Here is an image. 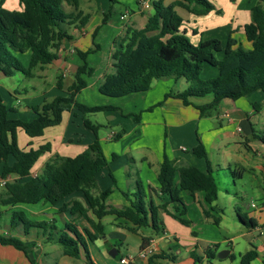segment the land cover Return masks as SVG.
<instances>
[{"label":"trees","instance_id":"obj_1","mask_svg":"<svg viewBox=\"0 0 264 264\" xmlns=\"http://www.w3.org/2000/svg\"><path fill=\"white\" fill-rule=\"evenodd\" d=\"M108 1L110 6L102 18L103 22L114 12L112 3L119 0ZM261 1L262 5L251 8V19L243 25V36L247 44L232 35L223 44L218 38L200 37L196 43L192 42L182 27V16L175 9L178 6L189 13L204 15L214 9L209 0H176L167 5L163 0H152L153 12L145 15L144 26H126L119 42L112 49L109 69L99 82L98 92L108 97H122L149 90L155 80L184 78L188 83L185 89L170 90L155 105H162L168 97L176 98L184 105L195 107L200 117H209L219 112L225 98L236 100L252 91L261 90L264 99V0ZM18 4L19 10L8 9L4 6V0H0V74L12 76L19 72L32 77L36 68L51 63L57 57L56 51L61 42L70 38L69 26L83 27L88 14L79 9V0H18ZM65 5L70 9L66 10ZM192 31L197 32L195 29ZM96 49L98 45L94 44V48L78 52L81 62L73 73V80L66 87L65 95L52 99L47 114L37 113L31 120L10 118L8 113L11 108L7 107L0 93V177L4 180L0 189V203L14 205L43 199L56 204L76 191L82 192L86 201V204L76 198L63 201L58 214L68 211L70 218L59 220V224L57 218L36 220L27 218L22 210H0V244L23 252L30 264H36L34 259L28 257V248L35 244L24 236L31 235L32 229L45 242L58 244L64 255L73 258L83 256L87 264H94L88 245L105 238L101 219L106 215L130 223L127 229L133 233L144 226L159 234L163 229L161 212L169 213L188 225V220L167 210L168 203H173L176 210L185 213L182 192L194 196L202 191L204 201L210 205L207 209L201 202L204 217H210L216 225L220 222V215L215 216L210 212L217 211L214 202L218 199V184L208 151L200 140L192 152L205 160V171L163 154L156 179L161 194L168 196L166 202L154 204L143 182L137 178L133 192H122L128 204L116 207L107 203L116 188L115 181L103 190L97 186L96 174L107 165L108 160L97 137L102 125L93 123L87 114L113 110L122 112L112 104L87 105L75 99L87 86L86 77L93 71L88 67L86 56ZM205 65L216 69L217 74L202 78L201 72ZM55 84L59 89L63 87L59 76ZM206 97V101H194ZM252 107L259 110L261 104L252 103ZM71 109L81 112L83 125L92 131L95 138L74 156L54 153L45 161L42 171L32 176L34 163L43 153L51 150V145L45 142L36 148H21L17 142V131L22 130L29 137L42 136L45 128L60 124L63 113ZM134 118L137 120L138 114ZM123 133L122 129L114 138L119 139ZM253 135L264 146V133L254 130ZM116 157L117 154H111L112 159ZM10 158L13 159L12 163H9ZM233 172L237 174V170ZM11 175L15 176L12 180L8 179ZM222 211L219 209V213ZM238 216L247 227L256 225L254 218L245 219L239 213ZM80 219L85 220L86 224ZM16 230L22 235L15 233ZM150 238L140 236V250L148 247ZM106 245H110L108 241ZM214 246L217 247L216 244ZM190 256L193 260L191 264H196L204 258H216L217 252L207 247L199 254L195 247ZM119 257L118 250L115 258ZM161 257L150 256L149 264ZM229 257L233 258L234 254L230 253ZM257 257L258 251L251 245L240 255L239 263L251 264Z\"/></svg>","mask_w":264,"mask_h":264},{"label":"crops","instance_id":"obj_2","mask_svg":"<svg viewBox=\"0 0 264 264\" xmlns=\"http://www.w3.org/2000/svg\"><path fill=\"white\" fill-rule=\"evenodd\" d=\"M6 1L7 0H4V4ZM100 1H102L103 8L105 6L103 4V0ZM143 1L148 2V7L143 8ZM151 1L152 0H134V4H131L126 10L119 12L118 19L120 21V33L122 35L126 26L128 25L133 28H142L144 26L146 22L145 15L151 14L153 12ZM209 1L214 5V9L207 14L196 15L188 12L187 18L185 19V17L178 12L183 18L182 27L186 29L187 34L188 31L191 32V41L196 43L200 37L204 39L218 38L224 44L227 37L232 35L237 37L238 40H241L247 44L243 36V25L248 23L251 19V8L255 5H262V1ZM12 2V4H15V0ZM86 2L91 6V0H86ZM163 2L167 5L173 4L176 2V0H163ZM179 8L180 7L175 6L177 11ZM121 15H124V18H120ZM193 29H195L197 32L193 33ZM68 32L70 34V38L61 42L59 48L56 51L57 57L51 63L36 68L32 77L25 76L27 78L26 86H6L4 85V82L1 81L3 79V75L0 74V93L7 107L11 108V111L8 113V117L31 120L36 116L37 113L47 114L52 99L56 96L65 95V89L69 84H71L73 80V73L75 72L78 64L81 62L78 52L85 51L80 48L78 42L80 41L81 37H85L89 33H92L86 29L85 25L81 28L71 25L68 28ZM90 41L91 45L94 46L92 38ZM115 45L116 43H114L111 47L110 53ZM88 47L89 49H92V47ZM110 53L106 64L104 65L103 72L100 73V75L92 83H90L88 77H86L87 86L84 89H88L91 84L95 85L100 82L103 74L108 71L110 65ZM87 58L88 56H86V59ZM25 60H27V55L25 56ZM87 64L88 67L93 69L92 74H96L94 73L95 69L89 65L88 62ZM203 68L205 70L208 69V76H215L217 74V70L208 65H205ZM58 76L61 78L63 83V87L61 89L57 88L55 84L56 78ZM53 77L55 78L54 86L47 83V81H51ZM168 79L173 81V85H175V87L171 85V82H169ZM181 79H183V83ZM153 83L154 85L151 86L147 92L152 91L153 87H156L158 89V94L156 98H152L150 101H146L144 104V111L147 110L146 115H144L143 110L142 114H138L137 120L130 116L131 113L129 116H127V114L121 115V117L129 118L131 121L128 124V130L126 129V126H123L124 133L117 140L119 141L120 139L125 138V136L129 135V133L136 134L133 140L134 144L125 146L122 148L121 152L111 151L110 149L111 152L108 155L105 151L104 144L117 141L114 138L117 132L113 131V126L121 124L122 122L117 118V111H103L113 118V122L109 123L110 131L102 133L99 129L97 132L98 140L100 141L102 150L108 162L107 165L96 174V182L98 188L103 190L111 186L113 181H115L116 188L108 197L107 203L116 207H121L125 204H128V201L123 196L122 192L127 190L133 192L135 188V180L137 178H140V180L143 182L146 193L148 197L154 202V204L166 202L168 200V196L161 194L158 189L159 186L156 179L158 166L162 160L163 154H166L170 159L190 163L196 166L198 169L205 171V160L203 158L197 157L192 152V148L195 147L198 143V140H200L208 151V156L213 167L214 177L215 172L218 170L217 168H221L222 166L226 168V170L230 171V167L232 165H234V168L237 170L236 175L239 178H242L243 172H249L251 174L252 179L254 180L253 190L257 191L256 197H254L250 203L244 202L243 196L241 197L240 201L247 209L250 207H258L260 213L257 215L260 219L261 215L259 214L264 211V146L260 141V144L256 143L257 139L254 137L253 132L255 130L264 133L263 92L261 90H255L236 100L225 98L226 100H222L219 112H216L209 117H200L199 112L195 107L191 105H184L179 99L172 97L165 99V103L162 105L153 107L156 104L155 102H159L164 94L170 90L180 91L185 89L188 83L184 78H178L176 80L172 78H166V80H155ZM84 89H82L80 92H82ZM132 94L126 96H130ZM254 94L256 96H252ZM77 95L75 97L76 100ZM198 100L194 99L196 102H199ZM22 102H25V104L22 105ZM252 103L263 104L259 110H256L252 107ZM83 104L103 105L107 103H92L85 101ZM23 133L25 132L22 130L17 131V142L21 148H36L45 142H49L51 145V150L43 153L34 163L31 169L32 176L37 175L42 171L45 161L54 153L64 156H74L85 149L87 145L95 138V135L92 133V131L83 125L81 112L77 109L65 111L62 115L60 124L45 128L44 134L42 136L29 137L28 135L25 136L26 134L24 135ZM144 137L146 138V143L144 142ZM150 139H154L156 141L155 144L152 142L150 143ZM242 145L246 149V152L244 153L241 151ZM146 148L154 149L153 158L143 151V149ZM134 149H138L140 154L139 160L130 155L131 151ZM249 152H251V154H249ZM112 153L117 154L115 159L111 158ZM212 153L217 155L218 161H214V159L211 157ZM12 161L13 159L10 158L9 163H12ZM14 178V175L8 176V179L10 180ZM2 180L3 179L0 177V183ZM219 191L218 185V198ZM225 191L228 192V190ZM181 196L182 199L184 198L191 200L193 203L198 205V209L196 208L197 217H199V215L201 218L204 217L202 213L201 202L207 209L210 208V205L207 204L203 199L202 191L196 193L194 196H190L189 194L182 192ZM73 198L79 199L84 204H86L82 192L76 191L67 195L62 201L56 204H52L49 201L43 199L33 203H15L14 205H3L0 203V210L11 212L21 210L20 207H22V204H28L31 206L35 205L37 209L35 208L33 211L30 209V214L35 217L36 220H51L53 218H57L59 224V220H67L70 218L68 211L58 214L59 206L63 201H68ZM258 200H260L259 205L257 202ZM216 201L214 204L216 205L217 211L210 210V212L215 216L220 214L223 215L225 207L223 204H219ZM184 205V214H181L180 210H176L173 203H168L167 210L170 213H173L176 216L182 217L189 221L188 225H186V231H181L182 235H180L177 232V227H179L181 222L169 213L161 212L160 216L163 221V229L159 234H155L150 227H148L151 230L149 234L140 233L139 228L135 233L139 236L142 235L151 237L149 240V245L146 248L151 249L152 252L146 257H141L139 256V252L141 251L139 248L138 252L134 255V262H131L130 264H149V257L152 255L163 256L161 258H157L153 264H191L193 260L190 256V252L195 247L199 254H202L207 247L214 248L217 253L223 249L228 250V254L223 258H218V256L213 259L204 258L201 263L196 264H213L212 261L214 259L222 260L230 258L229 254L233 253L232 239L230 237L224 239V241L228 242L227 244H229L225 247H220L219 242L217 239H215V237L207 238V241L210 242L209 244H200V241H202L204 238H202L200 233L194 228L193 220L189 217L190 208L188 207L187 203H184ZM193 207L195 208V206ZM236 207L237 205L235 204L234 210L237 212L235 209ZM238 208H240L239 205ZM219 209H223L222 213H219ZM22 211L25 213L24 210ZM222 215H220V222L222 220ZM105 217H108V223L114 226L116 225L117 227L123 228L127 232H130L127 229V226H130V223L125 222L123 219H115L112 215H106L103 218ZM237 217L239 218L238 213ZM250 217L256 220V225L253 227L258 228L260 225L259 222L261 221H258L255 216ZM204 220L209 224L208 227H211V224L216 225L212 222L210 217H204ZM79 221L86 224V221L83 219H80ZM243 226L249 230L242 235L247 240L249 248L251 245H253L258 251V257L254 259L251 264H253L255 260H258L259 263L262 264V258L264 256V241L254 237V235L250 232L253 227H247L244 223ZM211 234V236H214V233ZM111 238L115 239L113 236H111ZM27 240L34 242L35 245L39 243L36 242L34 237L33 239ZM40 240L42 243H45L44 238ZM98 240H103L105 246L106 241H108L106 237L97 239L95 241ZM108 242L111 246L116 248L117 253L119 250L117 245L119 243L123 244L122 241L117 242V245H113L110 241ZM214 244H216L217 247H215ZM126 254L128 255V253H120V257ZM241 254L242 253H239L238 259H240ZM80 258L83 260L84 257L80 256ZM119 258H116V264H120ZM234 258L235 255L230 259ZM93 263L96 264L94 261ZM82 264L87 263L84 261Z\"/></svg>","mask_w":264,"mask_h":264},{"label":"rangeland","instance_id":"obj_3","mask_svg":"<svg viewBox=\"0 0 264 264\" xmlns=\"http://www.w3.org/2000/svg\"><path fill=\"white\" fill-rule=\"evenodd\" d=\"M13 0H7L4 4L6 8L8 9H15L19 10L18 6V0H15V4H12ZM91 6L87 4L86 0H79V9H82L84 14H88L87 21L85 23V27L89 32L87 36L81 37L80 41L78 42V45L82 50L89 49L88 46L94 47L91 45V38L93 40V44L98 45V49L90 52L87 54L88 58L86 61L91 65L95 71L96 74H91L88 77L90 83H92L99 75L103 72L104 65L106 64V61L108 59L110 49L113 46L114 43H118L120 38L122 37V34L120 33V21L118 19V14L121 11H124L129 7L131 4H134V0H119L117 2L112 3L114 12L108 17L107 21L103 22L102 18L104 17V14L108 11V8L110 6V2L107 0H103V4L105 5L102 8V1L100 0H91ZM65 9L69 10L70 7L65 5ZM178 12L181 13L182 16L187 18L188 12L185 9H178ZM95 31V34L93 35ZM220 33V32H219ZM190 39H192L191 32L188 31V34ZM115 41V42H114ZM208 68V67H206ZM208 70V69H207ZM207 70L203 68L201 72L202 78H208L212 76H208ZM2 82H4V85H15V86H21V85H27L26 81L27 78L19 73L16 72L13 76L10 77H4L2 76ZM161 80V79H160ZM164 80V79H162ZM166 80V79H165ZM169 82H171V85H173V81L171 79H168ZM182 83L184 82L183 79ZM55 78L51 81H47L49 85L54 86ZM162 82V81H161ZM160 84V83H159ZM163 84V83H161ZM98 85L99 82L95 85H90L88 89H84L82 92H80L77 95V101L79 102H85L89 101L92 103H107L116 105L120 108V113L117 111V118L120 119L122 122L121 124H117L113 126V131L121 132L122 129L126 126L128 130V124L130 123L131 119L126 117H121V115L127 114V116L130 115L131 117H135L137 114H142V110L144 111V104L146 101H150L152 98H156L158 94V89L156 87H153L152 91L150 92H138L134 93L130 96L125 97H108L101 95L98 92ZM154 83H152V86ZM180 87V84H179ZM183 87V86H181ZM29 90V88H28ZM173 91V90H172ZM252 96H256L255 94ZM164 97V96H163ZM163 97L159 100L161 101ZM169 98V97H168ZM208 97L205 99L202 98L201 101H206ZM226 100V99H223ZM157 103V102H155ZM165 103V102H164ZM25 104V102H22V105ZM263 103H261L262 105ZM159 106V105H154ZM129 111V112H128ZM146 111H144V115H146ZM87 118H89L93 123H100L102 126L100 127V131L102 133L110 131L109 123L113 122V118L110 115H107V113L103 111H97V112H91L87 114ZM122 118V119H121ZM124 126V127H123ZM259 133V131H256ZM262 133V132H261ZM25 135V133H23ZM129 133V135H126L125 138L120 139L119 141H113L112 143L104 144V148L106 153L109 155L111 151H117L121 152L122 148H124L127 145H133L134 137L136 136L135 133ZM123 135V134H122ZM27 136V135H25ZM144 142L146 143V138L144 137ZM155 144L154 139H150V143ZM257 144H260L259 140H256ZM111 149V151H110ZM143 151L149 155L150 157H154V149L146 148L143 149ZM242 153L246 152L245 147L241 146ZM251 154V152H249ZM130 155L134 156L137 160H139L140 154L138 152V149H134L131 151ZM211 157L214 159V161H218V157L216 154H211ZM218 170L215 172V177L218 181L219 185V198L217 199V203L223 204L225 207L222 220L219 225H212L211 227H208L209 224L206 223L204 220V217L201 218L200 215L197 217L196 208L198 209V205L193 203L191 200H187L183 198V202L190 208L189 209V217L193 220L194 228L196 231L200 233L202 238H204L202 241H200V244H209L210 242L207 241V238L215 237V239L218 240L220 247H225L229 244L228 242L224 241L225 238H231L232 239V246H233V254L235 255L234 259H214L212 261L213 264H239V253H244L246 249L249 248L247 240L242 236L245 232L249 231L248 229L243 226V223L239 220L237 217V213L241 214L245 219H248L250 216H255L257 218L260 225L258 228L253 227L250 232L254 235V237L258 238L261 241H264V211H262L261 217L259 219L258 213L259 208H245L243 206V203H241L240 199L243 196L244 202L250 203L254 197H256L257 191H254V184L252 176L249 172H243L242 178H239L236 174H233L234 165L230 167V171L226 170V168L222 167L217 168ZM225 173V175H224ZM126 175V174H125ZM3 185L0 183V189ZM225 190H228L225 191ZM258 205L260 200L257 201ZM235 204L237 207L235 208L237 212L234 210ZM238 205L240 208H238ZM195 206V208L193 207ZM33 207V208H31ZM36 208L35 205H23L20 207L21 210L25 211V214L27 218L29 219H35L30 214V209L32 211ZM37 209V208H36ZM263 214V215H262ZM64 216V215H63ZM59 217V216H58ZM103 224V231L104 236L108 241H110L113 245H117L116 243L119 241H122L123 244L119 243L117 245V248L119 249L120 253H128L130 256H134L138 250L140 245V236L132 233L127 232L123 228H119L116 225H112L108 223V217L103 218L101 221ZM179 224V223H177ZM247 226V225H246ZM7 226H5L6 228ZM177 227V226H176ZM36 230V229H35ZM140 233L149 234L151 232L150 228L148 227H140L139 228ZM182 232L186 231V225L179 224V227H177V232L181 234ZM15 233L22 235L21 232L18 230L15 231ZM214 236H211L212 234ZM111 236L115 237L111 238ZM26 239H33L35 238L37 245L30 246L28 248V257L32 258L36 261V264H82V262L85 261L83 258H73L66 256L62 253L61 247L58 244H55L54 242H45L42 243L40 239H42L41 235L37 236L35 235L33 229L31 230V235L24 236ZM110 237V238H109ZM89 253L91 256V259L96 264H116L117 259L111 257L105 248V245L103 243V240L94 241L92 244L88 245ZM177 251V250H176ZM219 252V251H218ZM127 255V254H126ZM0 264H30V260L24 255L23 252L20 250L14 249L13 247L9 245H1L0 244ZM253 264H260L258 260H255Z\"/></svg>","mask_w":264,"mask_h":264},{"label":"built area","instance_id":"obj_4","mask_svg":"<svg viewBox=\"0 0 264 264\" xmlns=\"http://www.w3.org/2000/svg\"><path fill=\"white\" fill-rule=\"evenodd\" d=\"M148 2L147 1H143V8L148 7ZM120 18H124V15H121ZM1 184H4V180H2ZM152 252L151 249L145 248L144 250H141L139 252V256L141 257H146L147 255H149ZM135 256H130V255H124L121 256L119 258V263L120 264H130L131 262H134Z\"/></svg>","mask_w":264,"mask_h":264},{"label":"water","instance_id":"obj_5","mask_svg":"<svg viewBox=\"0 0 264 264\" xmlns=\"http://www.w3.org/2000/svg\"><path fill=\"white\" fill-rule=\"evenodd\" d=\"M106 250H107V253L111 256V257H115L117 255V250L115 247L111 246V245H106L105 246ZM228 254V250L226 249H223V250H220L218 253H217V256L218 258H223L225 257L226 255Z\"/></svg>","mask_w":264,"mask_h":264}]
</instances>
